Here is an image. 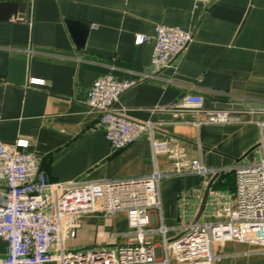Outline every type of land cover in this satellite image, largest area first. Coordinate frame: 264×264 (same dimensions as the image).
I'll use <instances>...</instances> for the list:
<instances>
[{"label": "crops", "instance_id": "obj_1", "mask_svg": "<svg viewBox=\"0 0 264 264\" xmlns=\"http://www.w3.org/2000/svg\"><path fill=\"white\" fill-rule=\"evenodd\" d=\"M3 3H26L27 8L23 19L5 20L0 13L2 143L13 146L20 138L29 139V151L52 182L133 179L156 170L168 175L161 180L162 207L153 220L163 219L172 240L194 223L221 219L224 208L233 205V168L261 157L258 123L264 122V108L233 110L236 121L227 124L207 123V112L232 99L264 105V0H215L208 7L196 0ZM157 25L191 31L194 40L158 79L124 92L116 107L132 121L155 123L153 139L169 152L154 155L149 134L117 152L98 114L87 106L88 94L103 75L126 81L132 73L148 72ZM70 28L87 32L83 48ZM137 35L148 40L138 45ZM212 73L228 78V93L202 85ZM30 79L45 84L30 85ZM186 95L204 96V108L171 111ZM194 159L221 172L200 175L187 166L182 174L175 172L177 164ZM79 224L76 237L66 243L68 250L129 243L121 236L129 231L125 213L109 220L86 215ZM7 251V242L0 239V264ZM215 251L217 264H264V250L255 245L227 242Z\"/></svg>", "mask_w": 264, "mask_h": 264}, {"label": "built area", "instance_id": "obj_2", "mask_svg": "<svg viewBox=\"0 0 264 264\" xmlns=\"http://www.w3.org/2000/svg\"><path fill=\"white\" fill-rule=\"evenodd\" d=\"M215 0H196L210 6ZM156 45L148 72L132 73L130 80L119 81L112 74L99 77L93 84L87 106L98 114L99 125L115 151L133 145L149 134L154 155L168 153L166 144L153 139L155 123H139L129 119L116 104L124 92L141 81L154 80L172 66L194 40V33L168 25L156 26ZM148 40L136 36V44ZM30 85H44L42 79H30ZM202 95H186L170 110L176 114L203 109ZM233 110L207 112V123L227 124L236 121ZM261 128L259 160L237 164L234 168L233 205H228L215 222H197L184 229L181 237L169 242L168 229L161 218V180L168 176L159 171L133 179L101 181L52 182L42 168L41 160L29 151L30 140L20 138L10 146L0 141V239L8 244L4 264H217V245L238 242L264 249V122ZM199 126L200 123H197ZM207 175L220 170L206 167L201 160L176 165ZM232 207V208H231ZM125 213L129 231L121 234L126 245L106 248L68 250L66 243L74 239L79 220L98 215L109 220ZM156 237L160 240L156 241Z\"/></svg>", "mask_w": 264, "mask_h": 264}, {"label": "water", "instance_id": "obj_3", "mask_svg": "<svg viewBox=\"0 0 264 264\" xmlns=\"http://www.w3.org/2000/svg\"><path fill=\"white\" fill-rule=\"evenodd\" d=\"M27 4L26 3H3L0 4V13L3 14V19L8 20L12 17L25 18ZM1 16V15H0ZM2 18V17H1ZM73 38L76 40L79 48L84 47V43L87 37V32L80 33L78 29L70 28ZM202 85L214 86L216 90L228 93L230 91L229 80L227 77L217 75L215 73L210 74L203 82ZM2 87L0 86V94ZM264 105L248 100L232 99L229 103H221L218 105L219 110H260L263 109ZM210 189V187H209ZM207 191V195L209 193ZM207 195L205 198H207Z\"/></svg>", "mask_w": 264, "mask_h": 264}, {"label": "rangeland", "instance_id": "obj_4", "mask_svg": "<svg viewBox=\"0 0 264 264\" xmlns=\"http://www.w3.org/2000/svg\"><path fill=\"white\" fill-rule=\"evenodd\" d=\"M183 234H184V230L181 232V234L179 235V237H181ZM173 241H174V239L172 240V239L169 238V242H170V243H172ZM260 248H261V247H260ZM261 249H263V248H261ZM263 250H264V249H263ZM173 264H174V263H173Z\"/></svg>", "mask_w": 264, "mask_h": 264}, {"label": "trees", "instance_id": "obj_5", "mask_svg": "<svg viewBox=\"0 0 264 264\" xmlns=\"http://www.w3.org/2000/svg\"><path fill=\"white\" fill-rule=\"evenodd\" d=\"M231 174H234V172H233V173L231 172ZM234 177H235V174H234V176H233V187H232L233 190H235Z\"/></svg>", "mask_w": 264, "mask_h": 264}]
</instances>
